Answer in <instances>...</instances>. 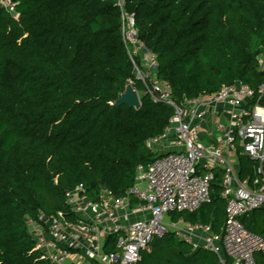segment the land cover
<instances>
[{"label":"trees","instance_id":"trees-1","mask_svg":"<svg viewBox=\"0 0 264 264\" xmlns=\"http://www.w3.org/2000/svg\"><path fill=\"white\" fill-rule=\"evenodd\" d=\"M0 6V264H54L34 247L27 218L62 211L79 183L91 199L102 188L130 198L139 165L157 155L146 140L163 133L173 108L151 99L135 76L125 16L155 54V75L177 102L240 80L264 82V0H12ZM124 16V17H123ZM134 60L141 63V54ZM129 80L140 106H113ZM241 176L255 161L239 155ZM222 170L214 168L209 202L176 212L218 231L225 218ZM264 239V207L241 217ZM115 234L108 237L107 250ZM263 264L264 251L255 254ZM136 264H220L216 254L168 232Z\"/></svg>","mask_w":264,"mask_h":264},{"label":"built area","instance_id":"built-area-1","mask_svg":"<svg viewBox=\"0 0 264 264\" xmlns=\"http://www.w3.org/2000/svg\"><path fill=\"white\" fill-rule=\"evenodd\" d=\"M0 6L16 16L12 0H0ZM125 18L123 35L135 76L153 101L173 108L163 133L146 140L157 155L148 165L137 167L128 188L137 206L107 188L91 199L79 183L65 193L73 219L62 211L27 218L34 247L54 264H136L155 237L171 232L192 249L213 251L220 264H257L255 254L264 251V239L247 229L241 217L264 207V82L256 91L237 80L177 102L168 81L155 75V54L136 38L133 17ZM137 53L140 65L134 60ZM258 69L264 71V53L258 57ZM167 142L171 149L162 151ZM239 154L255 161L251 175L237 171L233 159ZM216 166L222 168L220 195L225 201L220 229L200 220L173 218L176 212H195L210 201ZM111 234H115L113 248L107 250Z\"/></svg>","mask_w":264,"mask_h":264},{"label":"water","instance_id":"water-1","mask_svg":"<svg viewBox=\"0 0 264 264\" xmlns=\"http://www.w3.org/2000/svg\"><path fill=\"white\" fill-rule=\"evenodd\" d=\"M124 103L134 108H138L140 106L138 91L131 83H127L124 91L120 93L119 97L115 101L111 102L113 106H118Z\"/></svg>","mask_w":264,"mask_h":264},{"label":"crops","instance_id":"crops-1","mask_svg":"<svg viewBox=\"0 0 264 264\" xmlns=\"http://www.w3.org/2000/svg\"><path fill=\"white\" fill-rule=\"evenodd\" d=\"M164 144H165V142H164ZM171 146H172L171 143L170 142H167V145L165 147L163 145V148H162L163 150L162 151H166V150L171 149ZM239 155H237L236 158H235V155H234L233 161H234V165L236 166L237 171L240 172V170H239L240 169V166H239L240 165V163H239ZM214 168H218V169L222 170L221 166H216ZM133 206H137V201L133 204ZM119 213H121V212H119ZM138 215H141V213H137V215H135V216H138ZM71 257H85V256H83L82 254H80V255L78 254L76 256L72 254ZM82 264H88V263L85 262V261H82Z\"/></svg>","mask_w":264,"mask_h":264},{"label":"rangeland","instance_id":"rangeland-1","mask_svg":"<svg viewBox=\"0 0 264 264\" xmlns=\"http://www.w3.org/2000/svg\"><path fill=\"white\" fill-rule=\"evenodd\" d=\"M127 83H130L129 81L127 82ZM141 92H139V94H140Z\"/></svg>","mask_w":264,"mask_h":264}]
</instances>
